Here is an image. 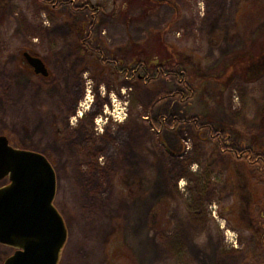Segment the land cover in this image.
<instances>
[{"label": "rangeland", "instance_id": "374dc122", "mask_svg": "<svg viewBox=\"0 0 264 264\" xmlns=\"http://www.w3.org/2000/svg\"><path fill=\"white\" fill-rule=\"evenodd\" d=\"M84 19L106 37L103 60L152 34L181 81L163 74L146 90L87 67L71 36ZM260 44L264 0H0V135L54 166L59 264H262L248 229L251 184L263 180L249 163L264 148ZM27 47L48 78L19 67ZM77 101L101 116L72 117L58 141L55 120L63 129ZM13 252L0 245V264Z\"/></svg>", "mask_w": 264, "mask_h": 264}, {"label": "water", "instance_id": "95a60500", "mask_svg": "<svg viewBox=\"0 0 264 264\" xmlns=\"http://www.w3.org/2000/svg\"><path fill=\"white\" fill-rule=\"evenodd\" d=\"M37 75L44 64L26 55ZM0 245L14 250L3 264H59L67 241L63 217L54 206L56 177L47 158L15 148L0 135Z\"/></svg>", "mask_w": 264, "mask_h": 264}, {"label": "flooded vegetation", "instance_id": "af4514ba", "mask_svg": "<svg viewBox=\"0 0 264 264\" xmlns=\"http://www.w3.org/2000/svg\"><path fill=\"white\" fill-rule=\"evenodd\" d=\"M89 24L91 25V19L89 22L86 19H84L82 21L77 20L73 24V28H72L73 32L71 33V36L74 38L75 42H77V49H78L79 53L86 60L87 67H90L93 70L95 68L101 67L102 72L109 73L112 77L115 75H123V73L126 70H128V71L132 70L133 71L132 76H135L134 75L135 72L137 74L135 76V79H133V77L129 78V79H131L132 82H134L135 86L144 87L146 90H149V87L156 83L157 78L159 76H161V74L156 76V70H155V66H156L155 51H156V49L153 47V44H154V46H156V45H155V38L153 40L154 43H152V40H151L152 34L144 36L142 40L138 41L137 43L131 44L130 47H128V48L123 46V42L122 43L118 42V43L113 44L112 47L108 50V53H107L108 59L103 60L102 45H103V40L106 37L105 38L103 37L104 33L92 34L89 31H84L85 26L87 28V26ZM147 39L149 41L147 44L149 46V50H146L145 48H143L145 46V41H147ZM30 48H32V47H30ZM30 48H28V47L23 48L22 52L20 53V58H16L18 61L19 67L21 69H25V70L34 72L33 68L30 66L29 62L27 61V57H25V56L28 55L30 57H35V58L39 59L44 64V67L48 73V75L46 77L42 76V75H40V76L43 78H48L50 76V68L46 63V60L41 57V55L38 51H36V52L33 51V49H35V48H32V49H30ZM140 49L147 51V53L149 55L150 63H149V73L148 74H146V69H145V67H143V65L141 67H138V65H137L136 69L128 68L125 65V56L126 55H132L133 52H138V51H140ZM83 97H85V95ZM81 106L82 105L80 104V102L77 101L75 103L73 112L71 114H64V117H63L64 119L60 120V122H62L63 129L58 127L59 121L56 122V120H55L56 132L59 135V137L57 138L58 141L63 140V138L65 137L66 129H68V128L71 129L69 127L70 125L71 126L75 125V124L71 123L72 117L75 119V122H76L75 126H80L81 124H84V123H85V125L87 124L88 126H91L89 124L90 122L89 121L85 122L84 119L89 118L92 122H94L93 120L96 119L97 116H101L100 113L92 114L91 116H88L87 112H89V109L92 108V104H89L86 107L87 112L84 111L83 114L79 117L78 112H79V109ZM109 106H110V110H112L111 107H114V104L109 103ZM100 112L107 114L106 110H102V108H101ZM113 112H114V109L112 110V112H108V115L111 118L114 117V121H117L118 118H116L117 116H115L113 114ZM131 117H132L131 112H128L125 120L130 119ZM64 122H65V124H64ZM95 122H96V120H95ZM89 129L90 128H87L85 130L86 135L92 136V134H94V133H92L91 129L90 130ZM94 135H97V134H94ZM85 160L86 159H84V158L83 159L79 158L77 160L79 166H83ZM63 166H64L63 168L65 170V165H63ZM52 167L54 168V166H52ZM54 172H55V177H56V193H55V197H56V194L58 191L57 185H58L59 177H58L55 170H54ZM65 174H66V172H65ZM54 201H55V199H54Z\"/></svg>", "mask_w": 264, "mask_h": 264}, {"label": "trees", "instance_id": "16d2710c", "mask_svg": "<svg viewBox=\"0 0 264 264\" xmlns=\"http://www.w3.org/2000/svg\"><path fill=\"white\" fill-rule=\"evenodd\" d=\"M259 49L262 51L264 50V47L262 44H260ZM255 53V52H254ZM263 55V54H262ZM261 55V56H262ZM260 56V57H261ZM156 58V56H155ZM264 58V57H263ZM149 55L147 51L141 50L138 52H133L132 55H126L125 56V65L128 68L136 69L137 65L138 67H145L146 74L149 73ZM126 69V68H125ZM156 76L158 75H174L176 78H180V81L182 79V74L179 75L174 71V68L170 66V61H161L156 58ZM133 71L132 70H126L123 75L127 76L129 78L135 79L136 72L134 73L135 76H132ZM248 156H246V159ZM249 163H255L261 166L260 170V178L264 180V148H261L260 151L254 152L249 156ZM254 181L251 185V197H249V203L251 201V207L253 213L251 212L250 216L253 218L252 224L248 227L249 230L254 234L256 237L257 245L261 248L263 251V257H262V264H264V181ZM252 182V181H251ZM251 227V228H250Z\"/></svg>", "mask_w": 264, "mask_h": 264}, {"label": "bare ground", "instance_id": "6f19581e", "mask_svg": "<svg viewBox=\"0 0 264 264\" xmlns=\"http://www.w3.org/2000/svg\"><path fill=\"white\" fill-rule=\"evenodd\" d=\"M82 107V106H81ZM84 111H86V107L84 108V107H82V109L78 112V116L80 117L82 114H83V112ZM97 124V123H96Z\"/></svg>", "mask_w": 264, "mask_h": 264}]
</instances>
